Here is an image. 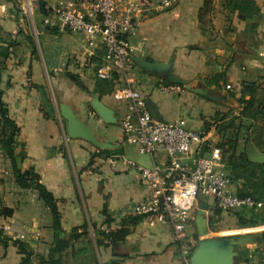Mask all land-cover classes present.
I'll list each match as a JSON object with an SVG mask.
<instances>
[{"label": "crops", "instance_id": "crops-1", "mask_svg": "<svg viewBox=\"0 0 264 264\" xmlns=\"http://www.w3.org/2000/svg\"><path fill=\"white\" fill-rule=\"evenodd\" d=\"M22 1L0 0V91L18 128L22 165L34 168L57 207L59 239L66 244L53 257L61 264H179L170 225L132 215L147 188L136 169V145L124 141L119 126L126 103L113 99L94 73L100 47L88 48L80 33L60 30L58 22L42 29L58 0H36L32 17L21 11ZM141 15L128 35L132 67L126 78L146 108L163 121L183 119L187 128L203 129L204 152L219 149L223 168L229 141L248 161L247 142L264 154V0H176L166 8L151 3ZM139 63L158 64L178 82ZM93 97L113 110L115 124L96 116ZM61 104L111 147L69 138ZM231 117L234 123L223 128ZM150 158L159 169L169 160L161 147ZM252 163L264 169V163ZM240 185L229 182L228 189L236 194ZM1 208L11 214L0 215V264H21L14 240L28 245L31 264L46 259L56 246L51 212L34 189L15 183L0 151ZM234 213L198 197L186 227L189 242L195 247L203 239L247 233L232 247V264L264 260V224L238 228Z\"/></svg>", "mask_w": 264, "mask_h": 264}, {"label": "built area", "instance_id": "built-area-1", "mask_svg": "<svg viewBox=\"0 0 264 264\" xmlns=\"http://www.w3.org/2000/svg\"><path fill=\"white\" fill-rule=\"evenodd\" d=\"M175 1L58 0L51 8L53 16L43 18L42 29L58 22L60 30L80 33L88 48L99 46L102 55L94 70L97 78L106 79L113 70L122 73L125 85L116 88L112 98L126 103L127 114L119 122L124 141L135 144L139 153L148 155L161 147L169 159L161 169L136 165L147 195L134 205L132 215L141 216L149 223H168L179 250V264H190L193 247L186 227L198 197L211 198L224 211L261 207L264 200L255 201L230 192L219 149L204 152V131L187 128L183 119L155 120L140 93L128 86L126 73L132 67L128 35L142 23L141 11L151 3L166 8ZM38 6L36 0L20 3L21 11L28 17L33 16Z\"/></svg>", "mask_w": 264, "mask_h": 264}, {"label": "trees", "instance_id": "trees-1", "mask_svg": "<svg viewBox=\"0 0 264 264\" xmlns=\"http://www.w3.org/2000/svg\"><path fill=\"white\" fill-rule=\"evenodd\" d=\"M123 80L124 78L122 73L118 70H113L108 78L99 80L98 82L106 90V92L112 93L116 88L124 85ZM234 121V117L229 118L228 121L224 122L223 128L227 125H232ZM241 124L242 122H239L238 127H241ZM17 134L18 128L16 127L14 121L9 117L8 109L2 102L0 91V151L9 162L15 183L23 189H34L41 202L46 205L51 212L52 227L54 230L53 242L56 246L49 249V254L46 259H40V264H61V261L59 259H55L53 254L57 249L64 246L66 242L62 240L60 241L59 239L60 218L54 198L51 192L39 182L38 174L35 172L34 168L31 166L23 167V151L21 149L18 150L16 146ZM100 152L109 151L100 150ZM223 152L224 154L226 153L224 169L227 172L229 182H240L241 184L235 195L239 197L249 196L255 201H263L264 169H261L259 165L248 161L243 154L236 155L235 144L232 141L228 142V147L225 148ZM9 214H11L10 209H0V215ZM234 214L237 219L238 228L253 227L258 224H264V204L261 207H242L237 211L235 210ZM13 243L16 245L19 253L21 254V264H31V251L28 248V245L19 240H14ZM190 245L194 247L193 244L190 243Z\"/></svg>", "mask_w": 264, "mask_h": 264}, {"label": "water", "instance_id": "water-1", "mask_svg": "<svg viewBox=\"0 0 264 264\" xmlns=\"http://www.w3.org/2000/svg\"><path fill=\"white\" fill-rule=\"evenodd\" d=\"M132 61V58H131ZM141 67L147 71L163 72L164 77L171 81H177L172 76L168 75L167 70L162 66L153 63H139ZM91 108L93 109L96 116L106 124H115L116 118L113 110L108 106L104 105L98 97H93L90 101ZM46 109L49 111L48 107ZM60 115L64 120L65 133L69 138L82 139L97 148H108L111 147L108 143L98 141L93 135L91 128L86 122L80 120L75 113L66 105H60ZM151 116L160 122L163 121L155 112L154 109L148 108ZM247 158L256 163H264V154L256 152L252 143L247 142L246 144ZM136 159H138L137 165L145 168H153V164L150 155L145 153H134ZM247 236H235L229 238H209L198 241L192 250L190 255V264H232V257L236 256L237 253L232 250V247L240 244L246 239Z\"/></svg>", "mask_w": 264, "mask_h": 264}, {"label": "rangeland", "instance_id": "rangeland-1", "mask_svg": "<svg viewBox=\"0 0 264 264\" xmlns=\"http://www.w3.org/2000/svg\"><path fill=\"white\" fill-rule=\"evenodd\" d=\"M240 235H247V233H240ZM251 247V249H253V246H249ZM243 256L244 257H248L249 255V251H248V248H243ZM263 256H261L260 258L255 256V257H252L253 260H254V264H264V260L262 258ZM37 264H40V259H37Z\"/></svg>", "mask_w": 264, "mask_h": 264}]
</instances>
